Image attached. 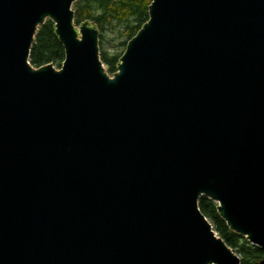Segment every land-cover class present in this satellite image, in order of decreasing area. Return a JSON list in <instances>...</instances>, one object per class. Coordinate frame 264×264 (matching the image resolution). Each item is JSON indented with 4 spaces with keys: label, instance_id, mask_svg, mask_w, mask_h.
Returning a JSON list of instances; mask_svg holds the SVG:
<instances>
[{
    "label": "water",
    "instance_id": "water-1",
    "mask_svg": "<svg viewBox=\"0 0 264 264\" xmlns=\"http://www.w3.org/2000/svg\"><path fill=\"white\" fill-rule=\"evenodd\" d=\"M76 1L0 0V264H242L202 197L264 250V0H152L112 76Z\"/></svg>",
    "mask_w": 264,
    "mask_h": 264
},
{
    "label": "trees",
    "instance_id": "trees-1",
    "mask_svg": "<svg viewBox=\"0 0 264 264\" xmlns=\"http://www.w3.org/2000/svg\"><path fill=\"white\" fill-rule=\"evenodd\" d=\"M151 1L77 0L73 4L74 22L77 26L86 20H90L100 30V58L110 76L117 72V66L123 53L121 51L111 53L105 48L106 32L119 29L122 40L118 46L125 49L128 41L148 21V6ZM64 58V48L55 35L54 24L47 20L36 32L29 62L34 68L52 64L58 69ZM198 204L201 212L210 221L218 236L240 256L242 264H260L264 261L263 249L230 231L225 221L218 214L216 202L202 197Z\"/></svg>",
    "mask_w": 264,
    "mask_h": 264
},
{
    "label": "rangeland",
    "instance_id": "rangeland-1",
    "mask_svg": "<svg viewBox=\"0 0 264 264\" xmlns=\"http://www.w3.org/2000/svg\"><path fill=\"white\" fill-rule=\"evenodd\" d=\"M119 35V29H112L106 32V44L105 48L108 49L111 53L124 52L125 49H121L118 45L121 42Z\"/></svg>",
    "mask_w": 264,
    "mask_h": 264
}]
</instances>
